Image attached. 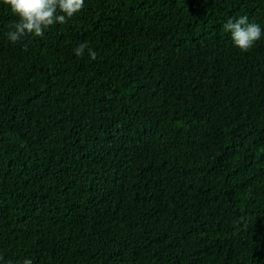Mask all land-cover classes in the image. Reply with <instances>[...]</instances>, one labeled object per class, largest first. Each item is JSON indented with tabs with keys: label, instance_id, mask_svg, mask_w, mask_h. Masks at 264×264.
Here are the masks:
<instances>
[{
	"label": "trees",
	"instance_id": "16d2710c",
	"mask_svg": "<svg viewBox=\"0 0 264 264\" xmlns=\"http://www.w3.org/2000/svg\"><path fill=\"white\" fill-rule=\"evenodd\" d=\"M16 20L0 0V264H264V0H85L11 43Z\"/></svg>",
	"mask_w": 264,
	"mask_h": 264
},
{
	"label": "clouds",
	"instance_id": "9594fccd",
	"mask_svg": "<svg viewBox=\"0 0 264 264\" xmlns=\"http://www.w3.org/2000/svg\"><path fill=\"white\" fill-rule=\"evenodd\" d=\"M2 4L17 18L6 34L11 43H17L26 36H43L45 29L57 23H68L83 10L85 0H2ZM223 29L230 33L234 46L244 53L251 50L262 36L260 25L255 22L250 23L246 15L230 18L223 25ZM74 52L77 57H82L87 52L91 60L97 58V52L87 43L78 45ZM23 264H33V262L30 258H26Z\"/></svg>",
	"mask_w": 264,
	"mask_h": 264
}]
</instances>
